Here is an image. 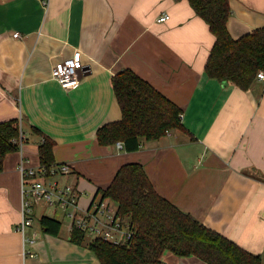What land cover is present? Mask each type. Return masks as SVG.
<instances>
[{"label":"crops","instance_id":"crops-1","mask_svg":"<svg viewBox=\"0 0 264 264\" xmlns=\"http://www.w3.org/2000/svg\"><path fill=\"white\" fill-rule=\"evenodd\" d=\"M229 5L233 39L264 27V0ZM163 14L169 18L158 21ZM214 41L187 0H0V123L17 119L24 139L0 172V264H99L87 242L70 241L63 213L41 203L32 224L18 231L17 166L21 156L26 166H41L45 139L53 143L52 165L72 167L46 183L76 186L83 211L102 199L122 166L140 164L158 195L264 259V80L243 91L208 78ZM75 50L83 71L65 91L51 71ZM124 69L182 111L185 131L141 140L133 152L98 144L97 129L121 119L111 80ZM42 216L61 223L57 236L42 230ZM161 260L205 264L169 251Z\"/></svg>","mask_w":264,"mask_h":264},{"label":"trees","instance_id":"trees-1","mask_svg":"<svg viewBox=\"0 0 264 264\" xmlns=\"http://www.w3.org/2000/svg\"><path fill=\"white\" fill-rule=\"evenodd\" d=\"M187 1L215 38L204 64L206 76L248 90L257 73H264V27L233 39L226 27L229 0ZM111 85L121 119L97 129L100 146L120 142L126 152H133L138 150L141 140H157L172 130L185 131L182 111L131 70L118 72ZM20 132L17 119L0 123V172L6 154L17 151L14 140L19 139ZM52 148L48 139L41 142L38 149L41 166L48 168L53 164ZM101 198L117 206V214L130 221L134 235L130 246L100 239L87 242L99 264H166L161 260L164 251L177 257L193 256L205 264H264L261 255L247 252L158 195L140 164L122 166L110 185L101 191ZM39 223L47 234L57 236L60 232L61 223L54 218L42 216ZM86 238L78 229L69 234L75 244H84Z\"/></svg>","mask_w":264,"mask_h":264},{"label":"built area","instance_id":"built-area-1","mask_svg":"<svg viewBox=\"0 0 264 264\" xmlns=\"http://www.w3.org/2000/svg\"><path fill=\"white\" fill-rule=\"evenodd\" d=\"M168 18L167 14H163L158 21L164 22ZM14 37H18V33L14 34ZM82 70L81 52L75 50L71 58L55 64L51 73L60 87L69 91L78 85ZM256 79L263 81L264 73L258 72ZM23 141L21 133L19 139L14 140L19 150L22 148ZM116 147L123 149V144L117 142ZM17 170L21 183V220L18 227L21 233L33 222L34 205L41 203L54 211L62 212L69 222L70 230H81L91 239H100L113 245H132L134 230L130 221L117 214V208L110 200L101 199L83 211L79 205L80 191L76 186L58 182L46 183L51 177L72 173V167L69 164L59 163L48 168L44 166L31 168L25 165L24 157L21 156ZM31 242L33 243L34 240ZM26 254L32 256L29 252Z\"/></svg>","mask_w":264,"mask_h":264},{"label":"rangeland","instance_id":"rangeland-1","mask_svg":"<svg viewBox=\"0 0 264 264\" xmlns=\"http://www.w3.org/2000/svg\"><path fill=\"white\" fill-rule=\"evenodd\" d=\"M90 240H91V238L88 237V238L86 239V242H89Z\"/></svg>","mask_w":264,"mask_h":264},{"label":"water","instance_id":"water-1","mask_svg":"<svg viewBox=\"0 0 264 264\" xmlns=\"http://www.w3.org/2000/svg\"><path fill=\"white\" fill-rule=\"evenodd\" d=\"M83 71V70H82ZM82 74V73H81Z\"/></svg>","mask_w":264,"mask_h":264}]
</instances>
